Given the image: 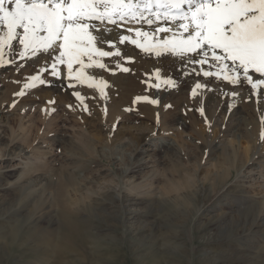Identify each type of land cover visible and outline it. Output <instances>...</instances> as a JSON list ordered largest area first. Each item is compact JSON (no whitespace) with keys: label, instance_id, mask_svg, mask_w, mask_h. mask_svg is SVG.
Instances as JSON below:
<instances>
[{"label":"rangeland","instance_id":"rangeland-1","mask_svg":"<svg viewBox=\"0 0 264 264\" xmlns=\"http://www.w3.org/2000/svg\"><path fill=\"white\" fill-rule=\"evenodd\" d=\"M131 54V73H109L107 100L75 85L91 114L52 97V88L15 96L26 79L18 75L43 59L17 56L22 70L0 71V264H264V95L248 99L250 86L222 83L192 97L206 78L188 70L178 90H157L154 73L171 77L159 61L173 58ZM229 90L241 99L223 95ZM141 95L159 103L133 104ZM201 101L210 135L194 111ZM229 103L236 105L231 113ZM246 145L245 164H232V151L241 160ZM57 167L78 178L70 213Z\"/></svg>","mask_w":264,"mask_h":264},{"label":"snow or ice","instance_id":"snow-or-ice-1","mask_svg":"<svg viewBox=\"0 0 264 264\" xmlns=\"http://www.w3.org/2000/svg\"><path fill=\"white\" fill-rule=\"evenodd\" d=\"M122 28L127 34L120 31ZM105 44L109 45L107 51L103 50ZM130 45L133 48L129 49ZM136 50L137 56H170L179 61L185 77L190 76L187 66H191L196 77L206 78L191 88L192 97L215 92L222 83L250 86L248 99L260 97L264 95V0H0V71L10 67L22 70L25 65L17 64V56L44 61L36 74L26 77L15 93L17 97L38 86L64 87L67 81L80 110L91 114L75 85L86 84L99 93L101 100H107L105 89L110 86L99 76L100 71L110 69L102 61L130 59L129 53ZM116 69L125 74L132 71L119 62ZM49 75L54 79L49 80ZM155 76L156 83L151 85L155 89L160 90L163 84L169 90H178L177 80H161L159 71ZM223 95L234 101L241 99L234 90ZM139 101L159 103L145 95L137 96L132 103ZM203 104L201 101L194 111L204 118L210 135L213 123ZM164 107L167 110L170 105ZM227 107L231 113L236 105L229 103ZM159 122L157 116V125ZM259 122L258 142L264 143V114ZM157 134L154 131L151 136Z\"/></svg>","mask_w":264,"mask_h":264},{"label":"bare ground","instance_id":"bare-ground-1","mask_svg":"<svg viewBox=\"0 0 264 264\" xmlns=\"http://www.w3.org/2000/svg\"><path fill=\"white\" fill-rule=\"evenodd\" d=\"M123 34H127L126 32H124L123 31V28L120 30ZM119 48H121V49H123L124 48V46L123 45H119ZM131 48H133V46H129V49H131ZM103 50H105V51H107V50H109V45L108 44H105L104 46H103ZM112 51H115V49H112ZM138 50H136V51H131L130 53H129V55H130V57H131V53L132 52H137ZM133 56V55H132ZM136 56V55H135ZM145 56H147V55H142L141 56V58L142 57H145ZM133 60V59H132ZM140 60V59H139ZM161 60V59H160ZM119 61V60H118ZM131 61V58L128 60V58H126V59H124V60H122V61H119L120 62V64H121V66L122 67H130L131 69H133L134 67L133 66H135V64H137V63H135L134 65L132 64L134 61H132V62H130ZM51 62V61H50ZM102 62H107V64H108V68L110 69V71H100V76H99V78H101V79H104L106 82H108L109 80H110V78H109V73L111 72V71H113L115 74H117L118 75V73H120L119 72V70L118 69H116V62H117V60H116V62L113 60V59H111V58H104V60L102 61ZM161 64H163V65H165V66H167L168 68H169V70H170V73H171V77H170V79H175V80H177L178 82H180V81H182L183 82V77H182V75L181 74H183V72L180 70V64H179V61L178 60H167V59H162L161 61H159ZM140 64L142 63V62H139ZM145 63H147V62H145ZM159 64V63H158ZM133 65V66H132ZM144 65H146V64H144ZM144 65L142 64V66L144 67ZM147 66V65H146ZM149 66V65H148ZM151 66V65H150ZM149 66V67H150ZM137 67V66H136ZM151 68V67H150ZM192 67L191 66H187V70L188 71H191V73H192V76L193 77H196L195 76V73L193 72V70L191 69ZM36 69H39V67H35L34 68V70H31L29 73H25L24 75H18L19 77V79H17V81L19 82V81H21V80H23V79H25L26 77H28L29 75H34V74H36ZM135 69V68H134ZM198 69V68H197ZM152 71H153V69H151ZM49 71H50V69H49ZM99 71V70H98ZM150 72V71H149ZM154 72V71H153ZM65 74H66V70H65ZM121 74V73H120ZM155 74V73H154ZM137 75V74H136ZM118 77H120V75L118 76ZM49 80H53L54 78L53 77H51L50 75L47 77ZM115 78H117L116 76H115ZM197 78H204L202 75L200 76V77H197ZM114 80V79H113ZM116 80V79H115ZM133 80V79H132ZM131 80V81H132ZM24 81V80H23ZM119 81V80H118ZM146 81V80H145ZM120 82V81H119ZM133 82V81H132ZM132 82H131V85H132ZM185 82H187V81H185ZM24 83V82H23ZM23 83H21V84H23ZM57 83H58V81H57ZM114 83H116V82H114ZM135 83V82H134ZM149 83V82H148ZM113 84V83H112ZM136 84V83H135ZM120 85V84H119ZM139 85H141V84H139ZM14 86H16V85H14ZM77 86H85V87H87V85L85 84V85H79V84H77ZM39 87V89L37 90V88ZM37 88H36V91H34V94H36V96H39L38 94H41L43 91L42 90H44V89H42V88H52V90H51V95H52V97L53 96H55L56 98H58V99H60V100H63V101H66V102H68L67 100H69V103L73 100L74 102H76L77 104V106L76 107H78L79 106V102L75 99V97L74 96H72L71 95V92L73 91L72 89H68L67 88V81H65V85H64V87H50V86H38ZM131 87V86H130ZM127 88V87H126ZM228 88V87H227ZM88 89V88H87ZM142 89V88H141ZM97 96H99V93L98 92H96L95 91V89H91ZM123 90V89H122ZM144 90V89H143ZM33 91V90H32ZM76 91H80L79 89H76ZM106 91V90H105ZM230 91V90H229ZM81 92V91H80ZM144 92V91H143ZM143 92H142V94H143ZM87 94V93H86ZM81 95L82 96H84V94H82V92H81ZM139 95V94H138ZM32 97V96H31ZM223 97V96H222ZM84 103L85 104H87V100L88 99H86V97L84 96ZM221 98V97H220ZM220 98H218V99H220ZM224 98V97H223ZM222 98V99H223ZM215 99H216V96H215ZM59 100V101H60ZM208 100H209V102H212L213 100H214V97H209L208 98ZM224 100V99H223ZM263 101V100H262ZM208 102V103H209ZM220 102V101H219ZM249 102V101H248ZM264 102V101H263ZM254 103V102H253ZM147 104V103H146ZM72 105V104H71ZM144 105V104H143ZM147 106H149V105H147ZM151 106V105H150ZM149 106V107H150ZM218 107V106H217ZM220 108V107H219ZM71 109V108H70ZM69 109V110H70ZM72 110V109H71ZM119 111V110H118ZM220 111V110H219ZM74 112V111H73ZM120 112H122V111H120ZM88 114V113H87ZM118 115H119V113H117ZM121 114V113H120ZM120 118V117H119ZM211 119V118H210ZM253 121V120H252ZM257 121V120H256ZM257 124V123H256ZM256 124H252V130H251V132L254 134V132H256L257 131V127L255 126ZM258 126V125H257ZM247 129V128H246ZM245 130V129H244ZM247 134L249 135L250 134V132L249 131H247ZM251 135V134H250ZM249 135V136H250ZM249 138V137H248ZM251 138V137H250ZM142 140H140L139 142H141ZM232 141V140H231ZM233 146V145H232ZM72 148L74 147V146H71ZM244 147V151H243V154L244 155H242V156H244V160L243 159H241V160H239L240 158L235 154V152H234V150L232 151V153H234V158H232L233 160H232V162H231V160H230V162L233 164H235V165H243V164H245V162L247 161L246 159H248V153H249V145H246V146H243ZM251 147V146H250ZM91 148H89V150H90ZM88 150V151H89ZM236 153H237V151H236ZM231 155V154H230ZM232 156V155H231ZM230 156V157H231ZM233 157V156H232ZM224 159L227 161L228 160V158H227V156H225L224 157ZM81 161H82V159H81ZM77 164H78V167H80L81 168V166H82V163H80V161L79 160H77ZM84 163V162H83ZM234 165V166H235ZM232 167H233V165H232ZM83 169H84V167H83ZM52 170H54V169H52ZM53 172H56V174L58 175V178H57V180H62V179H60L59 178V175L61 174V175H64L65 176V178H63V181L62 182H60V184H61V187L64 189H61V188H59V189H61V190H63V191H61L60 193H61V195L64 197V199L65 200H63V198H62V200H61V202H62V204L64 205L63 207H64V209H66V212H71L72 211V209L71 210H69V207L70 206H68L69 204H71V202H69V204H67V199H70V197H71V195L73 194V192H75V191H77V187L75 188V187H73V186H75L77 183H76V180H78V178L76 177V175L74 174V173H72V174H70V173H68L67 172V170H62L61 168H59V167H57L56 168V170L55 171H53ZM71 172V171H70ZM55 174V173H54ZM60 187V186H59ZM69 188H70V191H69ZM59 193V194H60ZM58 194V195H59ZM65 201V202H64ZM70 201H72V200H70ZM60 202V201H59ZM65 203V204H64ZM72 206V205H71ZM91 206V205H90ZM89 208V207H88ZM91 208V207H90ZM72 213H74V211L72 212ZM76 214V213H75ZM68 215V214H67ZM68 216H70V214L68 215ZM94 234V233H93ZM94 238V241H96L95 240V236L93 237Z\"/></svg>","mask_w":264,"mask_h":264}]
</instances>
